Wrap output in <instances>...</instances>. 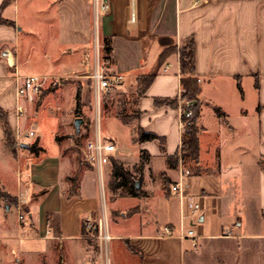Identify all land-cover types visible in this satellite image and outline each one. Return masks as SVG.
Listing matches in <instances>:
<instances>
[{
    "label": "crops",
    "instance_id": "0c3cea01",
    "mask_svg": "<svg viewBox=\"0 0 264 264\" xmlns=\"http://www.w3.org/2000/svg\"><path fill=\"white\" fill-rule=\"evenodd\" d=\"M5 1L1 16L12 24L0 23V54L9 51L8 60L15 62L19 75L58 72H21L16 20L2 14L15 0ZM3 2L0 0V7ZM107 2L108 10L101 12L100 34L110 41L111 51L106 54L99 48L101 66H109L111 74H121L124 85H135V89L140 75L154 74L144 93L134 99L135 119L136 126L163 142H138L134 135L137 159L132 168L139 175L134 179L123 164L129 152L117 135L101 128L116 143L111 158L117 157L132 175L129 182L113 189L111 158L99 175L90 163L77 161L69 149L71 137L61 138L60 129L52 131L51 147L42 140L32 120L33 103L18 98L15 70L0 55V110L15 142L14 147L6 142L0 116V167L7 165L4 157L11 155L13 162L8 164L15 175L11 187L0 178V264H104L97 256L96 241L87 237L83 225L87 214H100V202L112 236L110 264H264V0ZM132 13L139 19L130 21ZM73 31L77 32L75 27ZM190 37L200 87L196 113L199 154L197 163L184 164L190 170L187 198L196 200L200 210L187 216L183 226L197 234L195 245L190 239L160 235L163 225L174 232L180 228V200L170 185L178 177L177 101L181 88L177 51L162 62L160 54ZM87 41L85 36L73 37L79 56ZM76 64L82 65L79 59ZM175 98L174 104L155 102ZM18 103L26 107L22 119L16 118ZM214 106L222 115L216 114ZM123 127L119 122L117 128ZM32 128L36 136L18 144L15 134ZM151 160L160 168L156 170ZM131 182L134 194L130 193ZM109 191L114 197H109ZM17 199L27 211L23 223L17 220ZM182 203L186 211V198ZM10 212L15 221L9 227Z\"/></svg>",
    "mask_w": 264,
    "mask_h": 264
},
{
    "label": "rangeland",
    "instance_id": "374dc122",
    "mask_svg": "<svg viewBox=\"0 0 264 264\" xmlns=\"http://www.w3.org/2000/svg\"><path fill=\"white\" fill-rule=\"evenodd\" d=\"M2 14L15 17L16 20L15 29L19 33L16 38V51L21 72L58 71L44 74L47 79L33 102V108L36 111L32 120L37 123L42 140L47 143L48 147H51V133L60 129L61 138L71 137L75 143L80 144L92 136L96 120H98L101 128L117 135L121 146L129 152L123 164L132 172L134 179H137L139 175L133 173L135 170L132 168L137 159V154L133 151L136 150V144H133L136 126L135 85L127 86L123 82L97 100L94 96L92 81L88 77L91 73L89 71L94 70L96 61L102 65L101 52H98L99 48L102 49L101 12L95 15L92 0H15L13 4L5 8ZM74 27L77 32L73 31ZM75 35L80 38L85 36L88 39L81 56L73 45ZM77 59L82 63L81 66L76 64ZM103 67L110 75L109 66L104 65ZM59 71H87L88 74H68ZM78 90L80 92V116L77 115L75 109ZM44 101L47 106L42 110L41 104ZM78 117L82 119V122L79 127H76L74 121ZM119 122L124 124L122 130L117 128ZM69 149L74 152L79 163H86L75 146L70 144ZM114 158L117 157L114 156ZM4 159L7 165L4 163L5 166L0 167V178L4 185L11 187L15 182V175L8 163L11 164L13 161H10L12 158L9 154ZM150 163L156 170L160 168L155 160H151ZM104 178L106 179L105 174ZM110 178L109 175V184ZM95 179L100 202V183L97 174H95ZM108 193L109 197H114L110 195V191ZM122 204L124 202L120 203ZM97 207L100 212L101 202ZM14 221V214L10 212L7 215V225L12 226Z\"/></svg>",
    "mask_w": 264,
    "mask_h": 264
},
{
    "label": "built area",
    "instance_id": "2783aa9c",
    "mask_svg": "<svg viewBox=\"0 0 264 264\" xmlns=\"http://www.w3.org/2000/svg\"><path fill=\"white\" fill-rule=\"evenodd\" d=\"M93 11L95 15L99 12H104L108 10L107 0H92ZM132 13L130 21L138 20ZM9 51L4 49L1 52V56L6 57L8 63L15 70L16 79V90L19 99L26 100L27 103L32 104L36 96L41 92L44 82L47 76L39 75H19L17 70V65L15 62H10ZM13 63V64H12ZM92 79L93 92L97 100H100L101 96L111 89L120 86L124 77L121 74H107L104 68L97 63L94 67L93 72L89 76ZM194 101L189 98L181 97V88L177 101V110L179 115L178 120V131L180 134V146H179V156H178V177L170 185V191L176 194L180 200V228L178 232L174 230L169 225H163L161 227V236H177L181 239H190L192 244L195 245V240L198 237L192 228H186L183 226V220L189 216L193 217L198 214L200 210L199 203L192 199L187 198L186 178L190 174V170L185 166L184 160L181 156V140L188 126L191 118L193 117ZM15 113L17 119H22L26 114V107L23 103H18L15 107ZM94 126L93 134L91 137L83 140L80 144H77L70 138L69 142L71 145L77 148V151L81 158L93 165L98 174L101 175L102 168L105 164L110 161L112 154L116 151L117 146L113 138L102 133L100 122L96 120ZM36 136V129H23L15 134V140L18 144L25 141V139L32 138ZM186 198V211L183 206V200ZM16 214L19 223H23L27 217V211L23 207V201L17 199L16 204ZM84 228L87 232V237L96 241L98 246V258L104 262V264H110L109 258V242L112 236L108 231V220L105 211V206L102 204L101 212L98 216H93L92 214H87L83 221Z\"/></svg>",
    "mask_w": 264,
    "mask_h": 264
},
{
    "label": "trees",
    "instance_id": "16d2710c",
    "mask_svg": "<svg viewBox=\"0 0 264 264\" xmlns=\"http://www.w3.org/2000/svg\"><path fill=\"white\" fill-rule=\"evenodd\" d=\"M6 2L7 1L4 0V2L2 3V6L0 7V23L12 24L10 21L4 19L1 16V9L3 8ZM102 49L106 54H108L111 51L110 41L108 40L107 37H104L102 39ZM176 51L179 55L181 97L189 98L190 100H193L195 104L194 110H193L194 112L193 117L191 118L188 126L186 127L182 140H181V156L184 160V163L185 161L197 163L198 154H199V129L196 124V113H197V106H198L197 96L200 93V87H199V82L195 76V47H194L193 38L192 37L187 38L183 40L180 43V45L165 49L160 54V62L163 61L164 57L167 54L173 53ZM102 58L107 59L108 57L103 56ZM153 78H154V74L140 75L137 78L136 93L138 96L144 93L146 88L152 82ZM155 102L156 104L163 103V102L174 104L176 103V98L166 99V100L165 99L156 100ZM75 109H76V112L78 113L77 115L80 116L81 113H80V92L79 90L76 93ZM214 111L218 115H222L223 113L220 110V108L216 106H214ZM0 116L4 124L5 140L10 146L14 147L15 142L12 139L11 133L5 121V117L1 110H0ZM135 135H136V140L138 142L151 141L154 139H160L163 142V138L158 137L154 133L145 132L140 126L135 127ZM141 155L143 156V151H141ZM111 161L113 163V177H114V183L112 186H113V189H115L119 185L129 182L131 174L127 170H125L122 167L121 163L115 158L112 157ZM117 177H120V181H116ZM130 185H131L130 193L134 194V192H132V189L134 187L133 183L131 182ZM0 195H3V192L1 190H0Z\"/></svg>",
    "mask_w": 264,
    "mask_h": 264
},
{
    "label": "water",
    "instance_id": "95a60500",
    "mask_svg": "<svg viewBox=\"0 0 264 264\" xmlns=\"http://www.w3.org/2000/svg\"><path fill=\"white\" fill-rule=\"evenodd\" d=\"M81 122H82V119L80 117H78L75 119L74 124L76 125V127H79ZM21 145H24V144H21Z\"/></svg>",
    "mask_w": 264,
    "mask_h": 264
},
{
    "label": "bare ground",
    "instance_id": "6f19581e",
    "mask_svg": "<svg viewBox=\"0 0 264 264\" xmlns=\"http://www.w3.org/2000/svg\"><path fill=\"white\" fill-rule=\"evenodd\" d=\"M13 64V63H12Z\"/></svg>",
    "mask_w": 264,
    "mask_h": 264
}]
</instances>
